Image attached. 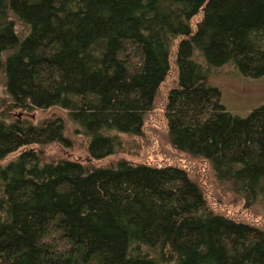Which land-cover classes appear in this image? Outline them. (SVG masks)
Listing matches in <instances>:
<instances>
[{
	"label": "trees",
	"instance_id": "16d2710c",
	"mask_svg": "<svg viewBox=\"0 0 264 264\" xmlns=\"http://www.w3.org/2000/svg\"><path fill=\"white\" fill-rule=\"evenodd\" d=\"M227 65L264 76V0H0V264H264V229L181 167L93 166L144 137L173 71L169 143L264 208V105L226 110L208 81ZM48 109L65 119L13 116ZM76 138L91 166L38 151Z\"/></svg>",
	"mask_w": 264,
	"mask_h": 264
},
{
	"label": "rangeland",
	"instance_id": "374dc122",
	"mask_svg": "<svg viewBox=\"0 0 264 264\" xmlns=\"http://www.w3.org/2000/svg\"><path fill=\"white\" fill-rule=\"evenodd\" d=\"M175 78L176 74L172 71L169 78L160 86L154 108L146 119L144 137L136 138L135 144H131L130 147L126 146L124 152H119L99 162H93V166H109L122 158L133 163L142 162L154 166H179L188 173L191 180L198 183L211 209L229 216L232 215L245 222L254 223L264 229V208L261 205L255 204L245 207L244 200L233 192L228 185L217 182L212 169L206 162L174 149L169 143L167 133L162 127V108L166 102L168 91L173 88ZM208 84L220 90L221 102L232 115L246 117L253 109L264 105V76L246 78L231 65H227L218 70H211ZM2 96V85L0 84V97ZM3 106L0 98V108ZM13 116L19 120L32 121L34 124L42 123L54 116L65 119L64 113L54 109L27 114L14 111ZM128 140L131 141V139ZM39 149L40 155L46 161L71 158L87 166H91L92 163L88 161L84 143L80 138H76L74 146L70 149L61 148L55 144ZM18 153L10 155L1 163L8 162Z\"/></svg>",
	"mask_w": 264,
	"mask_h": 264
}]
</instances>
